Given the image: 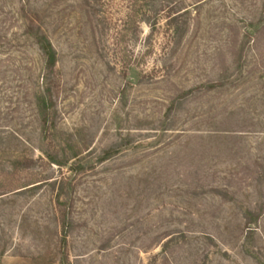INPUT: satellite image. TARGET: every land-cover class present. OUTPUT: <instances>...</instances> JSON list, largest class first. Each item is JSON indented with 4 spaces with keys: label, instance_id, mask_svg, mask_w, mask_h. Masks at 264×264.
I'll list each match as a JSON object with an SVG mask.
<instances>
[{
    "label": "rangeland",
    "instance_id": "rangeland-1",
    "mask_svg": "<svg viewBox=\"0 0 264 264\" xmlns=\"http://www.w3.org/2000/svg\"><path fill=\"white\" fill-rule=\"evenodd\" d=\"M160 1L0 0L1 264H58L64 175L70 264H264V0ZM31 24L59 58L47 130Z\"/></svg>",
    "mask_w": 264,
    "mask_h": 264
},
{
    "label": "trees",
    "instance_id": "trees-1",
    "mask_svg": "<svg viewBox=\"0 0 264 264\" xmlns=\"http://www.w3.org/2000/svg\"><path fill=\"white\" fill-rule=\"evenodd\" d=\"M167 0H162L160 3H165ZM162 7V5H161ZM175 13H178L180 9L177 7L174 8ZM160 9L154 10L155 13H157ZM150 11V10H148ZM145 14H142V16H139V13H136L135 15L131 14L130 15V20L132 22V29L131 31L133 32V35L136 39L141 38V36L144 33L143 30V24H146L148 27L151 29H155L157 26V21L154 20L151 22L150 17L146 16ZM172 23L175 22L176 18L173 16L172 17ZM26 34H28L30 37L33 38L35 41V44L37 45L42 57H43V76H42V82L41 86L38 89V91L35 92V101L36 105L39 110V114L41 115V123L44 127L45 130L49 128V122L51 120V110L55 106V87H56V81L54 78V74L58 65V52L54 46V43L51 39V36L49 32L47 31L46 28L42 25H27ZM152 33L147 35V38L151 36ZM151 53V48L150 45L147 46L145 52L141 56V61L137 60L138 57H136V61L132 63L131 67L134 66L138 71H143V67L146 65V57ZM228 76L226 74H222L219 76L217 80L212 81V85L210 86V90L215 91L221 88H224L226 86ZM224 123V122H223ZM227 122L225 121V124ZM162 131L165 130V128L161 129ZM219 130H212V133L215 134V132H218ZM223 132H226L227 130H221ZM123 147V144L117 145L115 147L109 148L103 152V156L101 158L102 161L109 160L116 156L120 151L121 148ZM77 156V155H76ZM51 163H56L60 166H64V163L61 160H58L55 156L49 157ZM29 162H32V160H28ZM24 161L21 160L20 158H16L12 161H10V165L8 166L10 170L13 172H16L20 170L22 166H24ZM72 167V166H71ZM59 186V190L57 192V199L59 201V212H60V217H58V225L60 228L59 231V236H58V244H57V256H58V264H70L69 261V256L67 252V246H68V234L70 231L71 227V222L72 219L68 216L70 212V204H66L63 202H60L61 197H67L68 192L67 189L69 187V182L66 183L67 180H69V177H66L65 175L62 176L60 179L54 180V185L57 184ZM1 185V184H0ZM30 184H25L20 188H27L31 189L35 186L29 187ZM12 191L11 188H6L4 186H0V197L2 195H5ZM62 205V206H61ZM248 216L251 215V211H248ZM248 220L249 223L253 222V217L252 218H245ZM182 235L179 237L178 235H175L174 232H169L168 234L165 235V241L162 244V250L161 254H165V259L168 261L170 259V256L168 254L169 249L171 248L172 244L178 245L180 243V238H184V234L181 233ZM171 254V251H170ZM172 255V254H171ZM1 264V263H0Z\"/></svg>",
    "mask_w": 264,
    "mask_h": 264
}]
</instances>
